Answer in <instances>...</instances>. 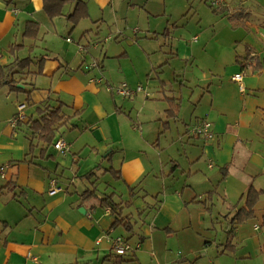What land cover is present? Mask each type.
<instances>
[{"label": "crops", "instance_id": "0c3cea01", "mask_svg": "<svg viewBox=\"0 0 264 264\" xmlns=\"http://www.w3.org/2000/svg\"><path fill=\"white\" fill-rule=\"evenodd\" d=\"M76 1L86 3L89 14L86 1L73 0L65 6L66 15L72 13ZM108 4L109 0H94L98 7ZM42 7V0L0 1V65L13 61L8 48L19 40L21 43L18 44L24 46L18 52L19 58L38 57L42 48L45 52L41 54H48L40 74H34V66L21 73L24 85L17 87L23 86L20 89L30 91V94L10 92L7 86L0 89H7V92H0V264H125L129 261L126 256L121 263L105 259L110 253V244L104 237L115 219L101 209L98 202L81 204L80 201L81 193L89 189L84 186L92 187V182L99 194L96 173L101 168L99 160L103 155L102 158L111 165L119 161L118 170L111 168L119 172L117 175L110 172L113 179L124 184L139 182V187L128 186L139 191L133 199V209L158 206L157 220L162 212L169 215L170 222L160 225L163 231L170 230L166 226H171V221L190 208L197 207L201 213L207 210L212 228L225 219L232 230L230 242L226 235L225 241L217 245L222 247L221 251L216 252L222 256L235 253L234 256L239 257L242 253L237 250L238 245L245 247L257 238L256 214L255 219L241 225H231L227 214L234 216L250 187L264 190V73H244V94L240 93L232 77L242 72L237 58L246 57L247 53L264 57V0H221V5L215 8L218 12L212 13L223 14L220 21L224 24L227 20L226 28L230 32L225 36L215 33L212 37L193 38L191 43L197 46L188 48L181 57L179 51L171 52V59H178L172 73L175 85L171 79L166 81L161 77L160 72L164 74V69L153 75L156 68L148 65L139 68V73L133 67L134 75L129 80L126 78L129 71H122L120 67L121 82L117 75L112 76L114 82L98 83L92 77L101 76L103 62L93 61L97 67L86 69L83 61L87 50L81 49V45L71 38L83 20L72 29L65 17L51 20ZM58 18L65 20L63 28L56 26ZM28 21L40 24L35 41L23 39L24 25ZM242 28L244 34L238 36L236 30ZM255 29L259 31L257 36ZM81 38H85V33ZM49 42H54L55 46L50 47ZM120 56L123 59L127 54ZM171 59L165 64L169 65ZM183 65L199 71V78H187V72L181 75L179 70ZM120 83H126L132 89L142 86L150 93L148 99L142 95L139 131L135 128L126 130L129 126L120 118L124 107H120L115 96L106 90L107 85ZM55 95L73 106L71 110L62 108V113L71 119L59 128L63 132L54 140V143L59 139L65 141L69 152L60 155L52 146L53 151L45 155L50 158H44L42 154L30 164L26 154L33 135L28 122L38 119L36 108L46 103L53 107ZM167 99H176L179 103V114L175 118H167ZM22 104L25 106L24 118L13 126L11 120L17 106ZM203 118L212 124L213 138L209 141L188 133ZM87 151V158L96 166L91 169L94 171L92 176H88L91 170L83 172L79 169L81 157ZM38 154L37 149L34 156ZM104 172L102 178L107 175V169ZM51 180H55L63 191L48 195ZM78 180L86 184L78 187ZM147 182H150L149 187H146ZM8 183L12 187L6 188ZM153 192L156 194L152 195ZM210 192L212 195L205 207L202 202ZM148 194L155 200L147 202ZM262 197L264 194L260 200ZM79 208L86 213L81 214ZM224 213L225 218L219 219ZM215 215L218 218H214ZM191 224V219L184 220L185 228ZM206 224L204 217L202 226ZM112 232L111 235H115V231ZM139 232L143 239L134 240V244H140L141 249L152 233L144 225L140 226ZM130 258L138 261L135 253ZM217 261L213 255L207 264Z\"/></svg>", "mask_w": 264, "mask_h": 264}, {"label": "rangeland", "instance_id": "374dc122", "mask_svg": "<svg viewBox=\"0 0 264 264\" xmlns=\"http://www.w3.org/2000/svg\"><path fill=\"white\" fill-rule=\"evenodd\" d=\"M84 1L88 3L90 16L79 23L71 38L75 43L80 44L82 48L87 50L83 61L86 69H88V65L91 66L96 63L93 61L103 62L104 71L101 76L96 75L97 77L94 76L92 78L101 79L104 84L106 80L114 82L115 79L112 76L116 77L117 75L119 76V82L122 81L120 67L122 71H129L130 77L126 75V78L131 79L134 75L133 67L135 72L139 73V68L148 65L149 67L155 66V71H152L153 75H156V71L160 72L164 69V74L160 72L161 77L166 81L171 79V83L175 85L172 73L176 67L175 64H178V59H171L173 56L171 52L179 51L181 57L188 48L193 47L194 44L191 43L193 38L196 37L198 39L201 35L212 37L215 33L217 36H225L226 32H230L226 28L228 26L227 20H224V24L220 21L223 14L214 15L212 13L213 7L210 8L209 0V2L206 0H112L111 2L109 0V4L102 7L95 6L94 0ZM216 18L219 19L216 20ZM65 23L63 18L56 19V26L59 28H63ZM233 31H237L238 36L244 32L243 28ZM257 32L259 31L255 29L254 33L256 36ZM82 33H85V38H81ZM20 41L18 43H21ZM49 45L53 47L55 43L49 42ZM209 47L214 46L210 45ZM42 49L40 54L45 52ZM123 53H126L127 57L122 59L120 55ZM36 55H39V53ZM114 56L115 58H112ZM169 59H171L170 64H165L168 63ZM179 71L181 75L187 72V78L193 76L197 79L200 75L199 71L195 70V68L191 69L187 65H183ZM134 79L136 82V77ZM262 80L264 79L262 78ZM100 86L103 87L104 85ZM243 86L246 88L244 82ZM3 91L7 92V89L0 92ZM183 91L188 95L187 91ZM114 99L120 107H124V113L120 115V118L124 125L129 126L126 130L135 128V130L139 131L141 126L139 119L142 117L140 108L144 102L142 94L138 93L130 99H123L120 96H115ZM59 101L65 105L66 109H73L72 104L64 101L59 95H55L52 98V102L55 104L53 107H57ZM110 101L112 103V100ZM62 132L63 130H59L57 134L59 135ZM49 151L52 152L53 149L50 148ZM87 157L88 151L81 157L79 169L83 172L90 171L96 167ZM102 157L99 160L101 168L96 173L99 177L97 179L99 196L103 197L105 194L108 195L115 192V202L128 200V186L138 185L139 187V182L124 184L113 179L110 172H107V175L102 178L105 169H119L117 164L119 161L111 165ZM94 180L96 181V179ZM63 182L66 183L67 187H70L67 179H64ZM76 183L78 187H83V184H86L85 181L81 182L80 180ZM107 185L109 186L107 187ZM149 186L150 182H147L146 187ZM84 187L92 188L90 185ZM147 189L145 188V190ZM155 194L156 192H153L152 195ZM152 195L148 194L147 202L150 203L155 200L150 198ZM91 203H97V200L93 199ZM243 203L244 201L242 200L240 205L242 206ZM240 205L238 208L241 207ZM199 210L194 207L181 213L174 222L171 221V226H166L170 229L166 231H163L160 225L170 222L169 215L162 212L160 213V219L157 220V211H147L141 216L140 219L142 220H139V230L140 226L144 225V227L150 229L152 236L150 235L149 238L145 239L141 249H136L134 252H129L125 255L127 257L125 259L129 260L125 264H207L213 255L218 259L216 264H264V197L261 198L255 207V223L258 224L257 238L249 241L245 247L240 244L237 247V250L242 253L239 257H249L246 260H237L239 257L234 256L235 253H225L223 256L218 254L222 247L218 248L217 245L225 241L226 231L230 230L231 227L224 219L221 220L222 223L214 225L212 228L210 214L207 210L205 213H201ZM128 212L130 211L124 210V213ZM225 214L220 216L219 219L225 218ZM227 216L231 219L233 215L227 214ZM204 217L207 218L206 226H202ZM187 218L191 219L192 224L185 228L184 220ZM214 218H218V216L215 215ZM114 233L115 235L113 236L119 235L123 238L130 236L122 228L116 229ZM134 240H136V237L129 240L132 246H136ZM194 252H197V254L195 256L191 255ZM132 253L137 254L138 261H133L130 258ZM186 256H188V261L184 260Z\"/></svg>", "mask_w": 264, "mask_h": 264}, {"label": "trees", "instance_id": "16d2710c", "mask_svg": "<svg viewBox=\"0 0 264 264\" xmlns=\"http://www.w3.org/2000/svg\"><path fill=\"white\" fill-rule=\"evenodd\" d=\"M1 1V0H0ZM73 0H42V9L45 15L49 19H54L57 17H65L66 20L72 25V29H74L81 20L87 19L89 17L88 9L86 3L82 1H76L74 9L71 14L66 15L65 6L67 3ZM211 6V5H210ZM212 8V6L210 7ZM214 8V7H213ZM212 11L216 14L218 11L213 9ZM243 25V24H241ZM233 28L236 25L232 26ZM40 33V24L35 21H28L24 25L23 29V39H29L35 41ZM22 44H11L8 48L9 53L13 57V61L8 65H0V89L3 86H7L10 92H24L26 94H30V91H25L24 89H20L17 85H22V72L31 69L34 66L35 75L40 74L42 69L43 61L46 60L48 54H40L38 57H25L19 58L18 52L23 49ZM83 49V48H82ZM32 50V48H30ZM236 62L240 64L241 73H264V57L260 58L255 55H251L247 53L246 57L241 59H236ZM31 73V72H30ZM24 85V84H23ZM27 101L29 99L27 98ZM168 109L166 110L167 118H175L179 114V103L176 99H167ZM65 105L59 101V105L57 107L48 106L47 103L41 108H36V113L38 115V119L29 121L28 126L29 130L32 133V138L30 139L29 151L26 154V157H30L27 161L30 164H33L32 159H40L42 154L44 158H50L51 156H45L49 148L53 146L55 136L59 131V128L66 125L70 117L65 116L62 113V108ZM77 112H74L76 114ZM167 125V123H164ZM38 149V156H34V151ZM107 172H111L114 175H117L119 172L113 171L112 169H108ZM94 175V171L91 170L88 173V176ZM95 182H92V188H89L83 191L80 195L81 204L86 201L97 200L98 205L101 209L109 210V213L112 214L115 221L112 224L111 228L108 230L115 231L118 228H122L125 232L129 233L130 236L124 238L126 242H129L131 238L136 237V241H142V235L139 232V220L143 214H145L149 210L157 211V207L154 209L152 206L144 208L142 210H135L132 207L133 199L136 197L139 191H136V188L129 187V199L126 201L115 202L114 196L115 194L111 193L108 195H103L100 197L97 193L98 191L94 187ZM12 187L11 183L6 185V188ZM264 194V190H255L250 187L244 196L241 198L244 203L243 205L236 211L234 216L229 220L231 225H241L246 223L249 220L255 219L254 208L260 200L261 195ZM212 192H210L205 201L202 204L207 207L208 199L211 197ZM129 210L130 212L124 213V210ZM208 209V208H207ZM227 240L230 242L232 239V230L226 231ZM230 246V243H229ZM124 256L115 255L113 253H109V255L105 258L106 260H113L114 263H121L124 261Z\"/></svg>", "mask_w": 264, "mask_h": 264}, {"label": "built area", "instance_id": "2783aa9c", "mask_svg": "<svg viewBox=\"0 0 264 264\" xmlns=\"http://www.w3.org/2000/svg\"><path fill=\"white\" fill-rule=\"evenodd\" d=\"M210 5L214 8H217L221 5V0H209ZM82 49V48H81ZM88 67H97L96 64H93ZM243 73H238L235 74L232 77V81L236 82L239 88V91L241 94L245 93V88L243 86ZM97 81L98 83L102 82L101 79H93ZM106 90L110 92L114 96H120L123 98H131L135 96L136 94H142L145 99H148L150 97V93L148 90L143 88L142 86H137L134 89L130 88L128 84L126 83H120L119 85L113 86V85H107ZM25 106L18 105L17 106V112L14 115V117L11 120V124L13 126L17 125L18 122L22 121L24 116H23V109ZM189 135L196 137V138H201L204 141H209L213 138V132H212V124L206 119H200L197 121L195 125H193L189 131ZM53 148L60 154V155H65L69 152V145L59 139L53 144ZM63 188L61 186H58L55 180H51L48 183V188H47V194L48 195H55L59 192H62ZM107 213H109V210H106ZM112 230L110 232H107L105 235L106 241L110 244V252L115 254V255H126L129 252H134L136 249H139L140 245L136 244V246H132L129 244V242H126L123 237L121 236H112Z\"/></svg>", "mask_w": 264, "mask_h": 264}, {"label": "water", "instance_id": "95a60500", "mask_svg": "<svg viewBox=\"0 0 264 264\" xmlns=\"http://www.w3.org/2000/svg\"><path fill=\"white\" fill-rule=\"evenodd\" d=\"M19 88H23V86H18ZM79 212L81 213V214H85L86 212H85V210L83 209V208H79Z\"/></svg>", "mask_w": 264, "mask_h": 264}]
</instances>
